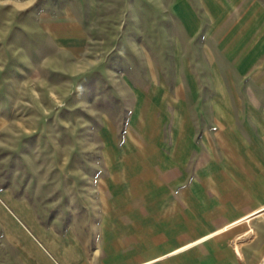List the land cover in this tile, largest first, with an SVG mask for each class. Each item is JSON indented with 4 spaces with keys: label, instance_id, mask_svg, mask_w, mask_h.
<instances>
[{
    "label": "rangeland",
    "instance_id": "374dc122",
    "mask_svg": "<svg viewBox=\"0 0 264 264\" xmlns=\"http://www.w3.org/2000/svg\"><path fill=\"white\" fill-rule=\"evenodd\" d=\"M263 208L264 0H0V264H264Z\"/></svg>",
    "mask_w": 264,
    "mask_h": 264
},
{
    "label": "crops",
    "instance_id": "0c3cea01",
    "mask_svg": "<svg viewBox=\"0 0 264 264\" xmlns=\"http://www.w3.org/2000/svg\"><path fill=\"white\" fill-rule=\"evenodd\" d=\"M262 210H264V208L263 209H261V210H259V211H262ZM257 213V212H256ZM192 244V243H191ZM190 244V245H191ZM181 249V248H180ZM180 249H178V250H180ZM178 250H174V251H172V252H170V253H173V252H176V251H178ZM170 253H168V254H170ZM161 257H157V258H154V259H152V260H150V261H147V262H142V263H139V264H149V263H151V262H155V261H157V260H159ZM75 259H76V257H75ZM62 264H65L64 262H62Z\"/></svg>",
    "mask_w": 264,
    "mask_h": 264
}]
</instances>
